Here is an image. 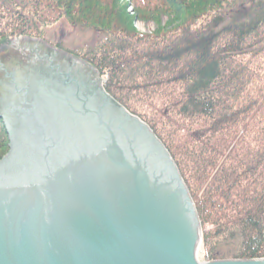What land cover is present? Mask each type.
Instances as JSON below:
<instances>
[{
  "label": "trees",
  "instance_id": "16d2710c",
  "mask_svg": "<svg viewBox=\"0 0 264 264\" xmlns=\"http://www.w3.org/2000/svg\"><path fill=\"white\" fill-rule=\"evenodd\" d=\"M17 39L82 63L152 130L200 194L199 261L264 259V0H0V46ZM8 144L0 111V160Z\"/></svg>",
  "mask_w": 264,
  "mask_h": 264
},
{
  "label": "water",
  "instance_id": "95a60500",
  "mask_svg": "<svg viewBox=\"0 0 264 264\" xmlns=\"http://www.w3.org/2000/svg\"><path fill=\"white\" fill-rule=\"evenodd\" d=\"M35 43L0 51L9 140L0 160V264H264L199 261L202 222L164 145L92 70ZM71 69L94 82L99 98L74 78L49 77Z\"/></svg>",
  "mask_w": 264,
  "mask_h": 264
},
{
  "label": "rangeland",
  "instance_id": "374dc122",
  "mask_svg": "<svg viewBox=\"0 0 264 264\" xmlns=\"http://www.w3.org/2000/svg\"><path fill=\"white\" fill-rule=\"evenodd\" d=\"M127 12L130 15L133 14L130 8H127ZM165 22H166V19L163 18L162 24H165ZM133 26L136 28L137 31H139L141 33H145V34L152 33L156 29L154 23H152V22L144 23V22L134 21ZM93 35H94V33H92L91 31L84 33L80 30L71 29L70 27H67L65 25L57 27L56 33H55V37L57 40L59 39L65 43H72V44L73 43L81 44L82 42H85L88 39H90L91 37H93ZM20 40H25V39L10 40V42L3 43L0 46V51H2L5 47L10 45L11 43H14V42H17ZM26 40H28V39H26ZM98 81H99V85L101 88V81L100 80H98ZM193 200L195 201L196 206L201 205L200 194L198 196H196ZM201 225H202V233L205 231H208L210 229V227H208L207 225H203L202 223H201Z\"/></svg>",
  "mask_w": 264,
  "mask_h": 264
},
{
  "label": "flooded vegetation",
  "instance_id": "af4514ba",
  "mask_svg": "<svg viewBox=\"0 0 264 264\" xmlns=\"http://www.w3.org/2000/svg\"><path fill=\"white\" fill-rule=\"evenodd\" d=\"M70 71H71V72H67V73H60V72H56V74L51 73L49 77H50L51 79L57 80V81H59V82H61V83H63L64 80H71V79L74 78V79H76V81L81 82L86 88L95 91L96 94H97V97L99 98L100 91L96 88V85L94 84V82H93L92 80L88 79V82H86L85 80H83L82 78H80V77L78 76V73H75L74 71H72V69H71ZM81 77H82V76H81ZM62 80H63V81H62ZM34 89H35V88H34ZM31 90H32V89H31ZM27 91L30 92V89L27 90ZM18 95H19V93H18ZM27 95H28V93H26V94L24 95V100H25V101L27 100ZM24 100H23V101H24ZM21 101H22V95H21L20 99H17V102H18L19 104H20ZM17 102H16V103H17Z\"/></svg>",
  "mask_w": 264,
  "mask_h": 264
},
{
  "label": "bare ground",
  "instance_id": "6f19581e",
  "mask_svg": "<svg viewBox=\"0 0 264 264\" xmlns=\"http://www.w3.org/2000/svg\"><path fill=\"white\" fill-rule=\"evenodd\" d=\"M194 203H195V201H194Z\"/></svg>",
  "mask_w": 264,
  "mask_h": 264
}]
</instances>
